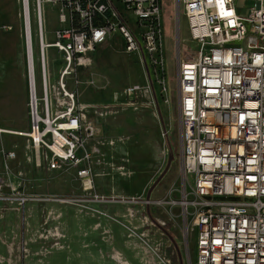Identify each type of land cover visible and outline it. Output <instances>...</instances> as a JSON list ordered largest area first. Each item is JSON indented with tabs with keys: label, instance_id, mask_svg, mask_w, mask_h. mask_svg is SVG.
<instances>
[{
	"label": "built area",
	"instance_id": "1",
	"mask_svg": "<svg viewBox=\"0 0 264 264\" xmlns=\"http://www.w3.org/2000/svg\"><path fill=\"white\" fill-rule=\"evenodd\" d=\"M33 1L42 97L35 93L29 4L20 0L29 129L0 128V135L28 139L37 167L42 153L49 170L74 169L79 202L106 203L94 185V168L105 163L103 130L91 117L104 119L118 106L137 105L139 88L124 90V104L80 106L66 78L73 75L77 86V72L90 64L87 55L114 37L125 53L165 72L163 0ZM171 1L187 27L186 49L177 38L175 53L179 172L186 185L179 206L189 221L186 234L196 231L194 264H264V0H252L245 16L235 11L234 0ZM41 4L59 9L60 27L50 44L43 42ZM47 47L64 62L52 87V109L43 58ZM0 151L4 163L15 158L1 145ZM41 200L0 176V210L20 212ZM154 257L156 264H169Z\"/></svg>",
	"mask_w": 264,
	"mask_h": 264
},
{
	"label": "rangeland",
	"instance_id": "2",
	"mask_svg": "<svg viewBox=\"0 0 264 264\" xmlns=\"http://www.w3.org/2000/svg\"><path fill=\"white\" fill-rule=\"evenodd\" d=\"M251 2L234 0L233 7L239 15L245 16ZM28 4L35 93L40 99L41 73L34 1L28 0ZM58 14V7L41 4L45 44L54 42V32L60 27ZM161 21L166 71L160 74L157 68L148 67V70L173 159L150 195L148 212L171 235L175 248L149 220L145 207V194L165 166L167 147L141 62L136 55L125 53L121 42L113 38L87 55L90 64L77 72V86L73 75L66 78L67 88L77 90L80 106L124 104V90L133 86L139 88L137 105L118 106L113 116L95 118L97 124L103 125L97 126L104 128L105 133L102 132L101 136L109 149L104 153L103 168L98 175L95 174V190L97 195L108 200L96 204L79 202L82 195L74 169L49 170L42 153L41 165L36 167L28 139L0 135L2 148L15 153L13 160L4 163L0 151V176L4 183L10 182L25 193L45 199L28 204L20 212L9 210L11 207L0 210V264H123L120 257L134 264L137 252L133 244L130 246L131 241L140 242L150 253V264H156L155 255L169 264H178L177 252L182 264L195 263L196 231L186 234L189 221L182 217L179 206L186 185L179 172L175 53L177 38L181 47L186 49L187 27L181 10L180 19H177L175 2L171 0H163ZM6 26L11 29L5 30L3 27ZM4 44L23 46L20 0H0V50ZM43 58L48 105L52 109V87L64 62L61 55L50 47L44 48ZM21 76L16 74L14 66H4L0 62V83L9 84L8 106L11 108L16 105V77L21 79L27 103L25 69ZM163 84L166 92H162ZM41 104L40 101L37 103L39 113ZM25 110L26 114H23L21 109L20 116L9 117L0 113V128L28 130L27 107Z\"/></svg>",
	"mask_w": 264,
	"mask_h": 264
},
{
	"label": "crops",
	"instance_id": "3",
	"mask_svg": "<svg viewBox=\"0 0 264 264\" xmlns=\"http://www.w3.org/2000/svg\"><path fill=\"white\" fill-rule=\"evenodd\" d=\"M114 39L120 41L119 38H117V37H114ZM15 40L17 41V37ZM0 62H2V64H4V66H8V65L14 66L16 74L18 76L20 75V77L22 78L21 75L23 74V70L25 69L23 46L19 45V44L13 45V46L4 44L0 50ZM20 77H16V79H15L16 105L13 108L8 106L9 94H11V89L9 88V84H7V82L0 83V86H1L0 87V95H1L0 96V98H1L0 99V113L4 116L11 117L14 114L15 115L18 114L20 116L21 115V109L23 110L22 113L26 114L25 109L27 107V103H26V98L24 96L23 88L21 85ZM91 120L96 123L95 118L91 117ZM97 125H101V124H97ZM101 126H103V125H101ZM4 130H10V129H4ZM101 130H103V133H105V130L103 127L101 128ZM12 131H15V130H12ZM25 131H27V130H18V131L16 130L15 132H25ZM101 150L103 153L106 154L109 149L107 147L103 146L101 148ZM35 166H36V164H35ZM103 166L94 168V174H97L99 171H101ZM96 179L97 178H95V180ZM99 179H102V178H99ZM75 180H76V178H75ZM94 185H95V181H94ZM129 244H130V246H131V244H133L136 247L137 255L135 256V259L133 260L134 264H150V262H148V261L152 259V256H150V253L147 252L144 247H142V244L140 242L131 241V242H129ZM113 259L116 261L115 256L113 257ZM119 261H121L123 264H129V263L125 262L121 257H120ZM116 263L118 264V262H116Z\"/></svg>",
	"mask_w": 264,
	"mask_h": 264
},
{
	"label": "water",
	"instance_id": "4",
	"mask_svg": "<svg viewBox=\"0 0 264 264\" xmlns=\"http://www.w3.org/2000/svg\"><path fill=\"white\" fill-rule=\"evenodd\" d=\"M141 65L143 67V70H144V73H145V78L147 80V84H148V87H149V90H150V93H151V97H152V100H153V105H154V108H155V112L157 114V118H158V121H159V124H160V127H161V132H162V136L164 138V142H165V145L167 147V151H168V154H167V160H166V163H165V166L163 168V170L161 171V173L156 177V179L152 182V184L150 185V187L148 188L146 194H145V207H146V215L147 217L149 218V220L165 235L167 236V238L169 239V241L172 242V244L174 245V248H175V244H174V241L172 239V237L156 222L154 221L149 212H148V205H149V198H150V195L153 191V189L157 186V184L162 180V178L165 176V174L167 173L169 167H170V164L172 162V159H173V155L171 153V147H170V142H169V139H168V136H167V132L165 130V127L163 125V120H162V117H161V114H160V110H159V106H158V102H157V99H156V95H155V92H154V88H153V85H152V82H151V79H150V74H149V70H148V67L144 61L143 58H141ZM177 258H178V264H182L181 262V258H180V254L177 252Z\"/></svg>",
	"mask_w": 264,
	"mask_h": 264
},
{
	"label": "flooded vegetation",
	"instance_id": "5",
	"mask_svg": "<svg viewBox=\"0 0 264 264\" xmlns=\"http://www.w3.org/2000/svg\"><path fill=\"white\" fill-rule=\"evenodd\" d=\"M164 229V228H163ZM165 230V229H164ZM166 231V230H165ZM170 235V234H169ZM171 236V235H170ZM166 238H167V236H166ZM173 239V238H172ZM169 240V239H168ZM174 246V245H173Z\"/></svg>",
	"mask_w": 264,
	"mask_h": 264
}]
</instances>
